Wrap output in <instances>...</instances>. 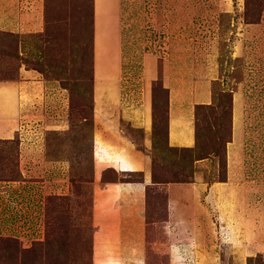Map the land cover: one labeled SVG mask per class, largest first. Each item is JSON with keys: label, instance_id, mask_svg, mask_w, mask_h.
Segmentation results:
<instances>
[{"label": "rangeland", "instance_id": "1", "mask_svg": "<svg viewBox=\"0 0 264 264\" xmlns=\"http://www.w3.org/2000/svg\"><path fill=\"white\" fill-rule=\"evenodd\" d=\"M41 16L38 33L0 30V264H264V0H96L95 13L91 0H42ZM168 84L209 90L198 153L163 144ZM146 105L166 182L103 200V180L137 176L109 165L118 145H141ZM231 136L245 191L220 186ZM173 184L187 186L183 236Z\"/></svg>", "mask_w": 264, "mask_h": 264}, {"label": "crops", "instance_id": "2", "mask_svg": "<svg viewBox=\"0 0 264 264\" xmlns=\"http://www.w3.org/2000/svg\"><path fill=\"white\" fill-rule=\"evenodd\" d=\"M13 0H0V30H8L9 32H17L24 33L29 31H35V33L40 32L43 26L42 21V0H21L15 7L12 9L15 10V14L12 12L11 3ZM96 0H93V12L95 13ZM109 12V13H108ZM111 9H106L107 13L110 14ZM93 56H94V45H96V29H95V16L93 18ZM110 19V18H109ZM105 20H108L106 18ZM109 30V29H108ZM34 33V32H33ZM108 36L110 38L111 44L114 46L115 57H117L119 53L118 47V30L116 31H108ZM168 101H167V110L165 117V125H164V133L165 137L163 138V144L167 147L171 148H184L190 149L195 146V123H194V106L196 104L209 105L211 101V96L209 90L204 88L202 85L199 88H195L193 93L190 95V91H186L178 88L175 84H168ZM145 110H141L138 118L134 121V128L140 129L143 134L141 137V145L143 146V150H138L134 148V151L131 149H121L118 145L115 156V161L112 165L113 170L117 174H125L128 175L130 172L141 171L142 182H132V181H105L104 185L111 186L113 190L106 192V194L101 193V199H106L107 196L112 191L118 190H129L135 191L137 196L142 194L144 190V186L146 184H150L151 182V153L150 146L151 141L149 139V129H150V120H151V111L148 105H146ZM234 132V131H233ZM131 143V142H130ZM132 145L134 143H131ZM161 144V143H160ZM103 150H106L105 147ZM225 182L220 185L223 188L234 187L245 191L242 188L245 182H239L238 178L242 176L243 169L241 165L242 161V153L239 149V141L238 138L231 136V139L225 144ZM109 151V150H108ZM207 159L206 157H201L199 159H195L194 162L199 163L202 166V163ZM195 178V182L189 185H195V190H207L208 195L210 197L214 196V193L217 189H215L214 185L206 183H197ZM239 183V184H238ZM174 185V184H173ZM172 185V186H173ZM232 185V186H231ZM169 190L170 197L174 200L172 202V207L176 208V211L170 213V219L178 225L179 236L185 235V228L190 225L191 220V210L188 205L185 204V185L176 184ZM109 198V197H108ZM170 204V202H169ZM178 207H182L180 210H177ZM170 209L171 206H170ZM178 211V218L176 217V212ZM195 219V218H194ZM260 243V242H259ZM261 248L264 250V242L260 243ZM259 246V245H258ZM251 248V247H250ZM255 251L257 247L255 246ZM252 251V250H251ZM250 251V252H251Z\"/></svg>", "mask_w": 264, "mask_h": 264}, {"label": "trees", "instance_id": "3", "mask_svg": "<svg viewBox=\"0 0 264 264\" xmlns=\"http://www.w3.org/2000/svg\"><path fill=\"white\" fill-rule=\"evenodd\" d=\"M91 2H92V6H93V0H91ZM91 14H92V10H91ZM43 17L44 18H47V15H46V10H43ZM47 22V20L45 19H43V22ZM90 24H91V27H92V19L90 20ZM91 31H92V28H91ZM9 33V32H8ZM93 47V42H92V32H91V48ZM203 106H208V105H202V104H196L195 106H194V123H195V146L193 147V148H190V149H184V148H171V147H167L166 146V148L168 149V148H170V149H177V150H190L191 152H193V153H198L199 151H200V148H201V146H200V144H199V142H200V134L197 132V128H196V121H197V118H196V112H197V108H202ZM230 140V139H229ZM229 140H227V141H229ZM136 143V142H135ZM165 145V144H164ZM142 145H137V144H135V147L138 149V150H143V146L141 147ZM154 146V143L151 141V147L153 148V150L155 151V146ZM158 157H157V155L155 156L154 155V159H153V155H151V182H150V184H146L145 186H144V190L146 189V188H148L149 186H151V185H156V184H159V183H164V182H166V181H157L156 180V177H155V174H154V170H156L154 167H155V164H157L158 162H156L155 161V159H157ZM199 158H201V157H199ZM199 158H195V159H199ZM159 159V158H158ZM194 159V160H195ZM224 161H225V159H224ZM111 168V167H110ZM112 170H113V168H111ZM114 171V170H113ZM115 172V171H114ZM162 172V171H161ZM116 173V172H115ZM134 174H136L137 176H136V178L135 179H122V180H120V181H132V182H142V178H141V176H142V174H141V171H134V172H130L128 175H126V177L127 176H130V175H134ZM163 175V174H162ZM158 179V178H157ZM103 181H116V180H109V179H105V180H103ZM47 242V241H46ZM45 242V243H46Z\"/></svg>", "mask_w": 264, "mask_h": 264}]
</instances>
